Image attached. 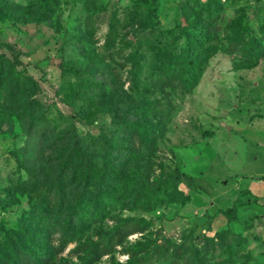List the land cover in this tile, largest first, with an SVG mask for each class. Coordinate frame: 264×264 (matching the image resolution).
Returning a JSON list of instances; mask_svg holds the SVG:
<instances>
[{
  "label": "rangeland",
  "instance_id": "obj_1",
  "mask_svg": "<svg viewBox=\"0 0 264 264\" xmlns=\"http://www.w3.org/2000/svg\"><path fill=\"white\" fill-rule=\"evenodd\" d=\"M253 37L264 0H0V260L23 264L27 231L55 251L40 264H264ZM94 165L132 184L96 202Z\"/></svg>",
  "mask_w": 264,
  "mask_h": 264
},
{
  "label": "trees",
  "instance_id": "obj_2",
  "mask_svg": "<svg viewBox=\"0 0 264 264\" xmlns=\"http://www.w3.org/2000/svg\"><path fill=\"white\" fill-rule=\"evenodd\" d=\"M143 24L148 28L155 27L159 24L156 9L149 14ZM1 44L2 41L0 39V46ZM241 52L245 58L244 66L254 67L264 59V41L261 38L253 37L244 47H242ZM185 57L186 61L182 70V85L185 89L190 90L199 83L203 69L199 61L194 59L193 47H191L190 44L186 45ZM129 126L133 133L132 138L134 141H136L138 137L142 138L144 141L147 140V128L141 127L136 123H130ZM86 180L97 189L93 195L96 202H99L102 197L104 199H115L116 187L121 183L125 186H129L133 181L132 178L116 173L102 165H94ZM59 211H61V209H59ZM72 212V207H68V213L66 212V214L68 215ZM84 222L85 219H81L76 224H73L72 221H67L66 234L70 237L74 236L79 228L83 227ZM22 236L23 240L19 241L21 244L19 260L22 261L23 264H40L43 260L48 261L53 258L55 251L47 245V243H35V239L28 234L27 231L23 232ZM10 262L11 264H20L16 259H11ZM0 264H4L2 260H0Z\"/></svg>",
  "mask_w": 264,
  "mask_h": 264
}]
</instances>
